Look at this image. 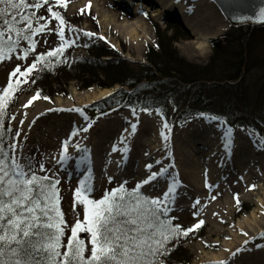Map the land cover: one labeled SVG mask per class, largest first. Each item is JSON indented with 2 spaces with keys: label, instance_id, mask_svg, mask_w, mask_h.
Masks as SVG:
<instances>
[{
  "label": "rangeland",
  "instance_id": "obj_1",
  "mask_svg": "<svg viewBox=\"0 0 264 264\" xmlns=\"http://www.w3.org/2000/svg\"><path fill=\"white\" fill-rule=\"evenodd\" d=\"M136 1L20 0L16 3L24 7L27 16L23 21L15 20L10 27L3 26L12 43L0 39V102L12 86L16 91L23 88V93L12 107L9 124L17 135L16 142L10 144L15 171L18 174L30 172L53 180L60 211L55 226L60 248L66 249L72 238L81 236L87 239L88 250L94 249L89 229L93 211L99 203L108 202L119 189H124L123 192L137 191L138 195L153 201L155 208L167 214L178 228L177 239H174L175 236L167 238L169 243L164 244L169 245L168 249L162 253L157 264H201L205 260H216V264H264V141L259 136L246 127L231 128L234 136L227 156L220 149L215 153L206 150L194 152L191 146H186L185 150L190 155L188 161L196 166V180L192 183L178 157V136L183 130L191 131L209 125V117L213 116L194 115L186 123L172 126L171 120L167 118L166 122L153 110L117 109L102 117L91 115L87 106L105 97H94L95 94L110 90L106 94L109 95L121 86L101 88L93 83L85 87L84 81H67L63 74L51 76L50 71L44 92L51 96L50 100L40 98L42 87L33 82L37 61L51 56L91 58L96 51H88L89 44L110 49L116 59L103 57L106 61L123 59L137 67L146 62L148 47H158L157 28L161 33L168 30L167 36L176 38L172 43L175 50L191 64L204 66L210 62L212 39L222 40L232 51L237 48L234 42L225 39L226 34L231 32L227 19L226 29L210 37L208 45L196 54L189 46V42L196 39L175 17L174 11L155 16L153 12L159 5L152 0H143L149 7H137ZM111 11L127 16L128 23L141 21L143 28L138 31L136 42L131 43L123 30L118 31L119 26L126 22L120 19L110 25ZM129 30L125 32L129 33ZM261 35L264 39V34L257 31L251 34L249 40L254 51L250 55H254V59H250L249 55L248 66L243 69L240 78L232 82L237 88L233 91L246 92L236 94L231 90L223 92L217 89L209 95L206 93L204 96L210 100L207 104L210 109L235 116L242 114L239 109L245 108L253 120L260 112L264 116V91L261 95L258 89L264 90V45ZM98 77L102 78L101 75ZM91 78L95 79V76ZM182 100H187V97L183 96ZM174 106L169 109V118L185 108L176 103ZM177 107L178 111L175 110ZM216 119L223 122L220 118ZM104 123L111 124L109 133L104 132ZM147 123L157 124V130L162 135L158 145H163L164 149L154 153L151 148L156 144L151 138L142 144L136 142L129 145L127 149L135 155L136 166L128 167L123 180L110 173L113 161L121 157L119 152L114 157L102 153L97 170L82 168L75 173L68 172L63 162L52 161L75 149H90L95 138L100 136L116 150L125 142L133 125L143 129ZM214 129L222 133L220 125ZM172 151H177L173 159ZM141 163H145L142 179L133 172V169L139 170ZM159 164L167 168L159 172ZM72 166V163L68 164V167ZM208 175H212L211 181H207ZM143 180L153 183L152 195H147L140 187ZM217 214L223 219L222 223L215 219ZM78 245H82L81 240ZM221 254L223 257L213 259Z\"/></svg>",
  "mask_w": 264,
  "mask_h": 264
},
{
  "label": "trees",
  "instance_id": "obj_2",
  "mask_svg": "<svg viewBox=\"0 0 264 264\" xmlns=\"http://www.w3.org/2000/svg\"><path fill=\"white\" fill-rule=\"evenodd\" d=\"M18 1L0 0V39L6 43L12 42L3 26L10 27L15 20L23 21L27 16L24 7L16 4ZM230 29L225 39L234 42L237 48L232 51L222 40L212 39L213 54L204 66L180 57L172 44L176 38L167 36L168 30L161 33L157 28L159 45L148 47L146 62L138 67L123 59L112 60L116 58L110 49L89 44L88 51H96L91 58L51 56L37 61L33 82L43 88L39 97L45 100L51 97L44 93L49 71L51 76L63 74L67 81H84L85 87L93 83L101 88L120 85L115 92L88 105V113L101 116L117 109L153 110L166 122L167 118L171 120L172 126H180L195 114L205 113L223 118L234 128L246 126L264 141L262 112L253 120L245 108L239 109L242 114L233 116L207 106L210 100L204 94L217 89L236 94L246 92L233 91L237 88L232 82L240 78L247 63L254 59L250 55L254 51L249 40L251 34L256 31L264 34V25ZM108 56L113 58L102 59ZM258 89L262 95L264 90ZM22 90L20 87L16 91L12 86L0 102V264H157L168 249L169 245L164 244L169 243L167 238L177 239L178 228L168 215L137 191L126 193L119 189L111 200L95 207L89 226L94 249L88 250L87 239L81 236L72 238L66 249L60 248L55 228L60 211L54 183L39 176L23 178L14 174L9 144L15 141L16 134L9 124L12 107ZM183 96L187 100L183 101ZM175 103L184 106V111L175 112L169 118V109L176 107Z\"/></svg>",
  "mask_w": 264,
  "mask_h": 264
},
{
  "label": "bare ground",
  "instance_id": "obj_3",
  "mask_svg": "<svg viewBox=\"0 0 264 264\" xmlns=\"http://www.w3.org/2000/svg\"><path fill=\"white\" fill-rule=\"evenodd\" d=\"M86 2L92 1V0H85ZM153 3L159 5L156 7V10L153 12V15L160 16L162 13L163 15L172 14L173 11L178 10L177 15L182 17V25L185 27L187 31L191 33L192 36L196 39L194 42H189V46L192 50H195V53L198 54L202 51L205 45H208V39L210 37L217 36L218 34L222 33L226 27L228 26V21L224 14L219 10V8L216 6L213 0H152ZM98 2V0H94V3ZM137 7H149V5L145 4V1L143 0H137ZM98 4V3H97ZM103 6L106 5L105 2L102 3ZM111 18H109V23L112 26L113 22L119 21L120 19L123 22H126V24H121L119 26L118 31L123 30L124 36H126L128 39L130 38L131 43L136 42L138 40L139 32L143 25L140 20H135L132 23H128L129 18L125 15H119L111 11ZM129 30L128 32H125ZM211 29V31H209ZM198 40V41H197ZM110 90H103L99 91L97 94L94 95V97H103L107 93H109ZM41 116V115H40ZM210 118V124L204 125V127H197L194 130L187 131L183 130L179 133L178 136V157L181 161V164L183 165L184 173L188 177V179L194 183L196 180V166L195 163H189L188 158L189 154L188 151L186 152L185 147L191 146L192 150L194 152H201L202 150H206L209 152H218V149H220L221 152L224 153L225 156L229 154V149L231 146V140L233 139L234 133L232 132V129L228 127L226 124H224L222 121L214 118ZM207 118V120H209ZM150 123H147L144 125V128L141 129L137 125H133V128H130L125 142L122 144L121 147L116 148L114 150L112 147H110L109 142L104 137L101 136L95 138L92 146L90 149H75L68 155L62 157L61 159H53V162H63L65 169L68 172H79L82 170V168L85 170V168H90L92 170H97V165L101 162H99L100 155L103 153L106 154L107 157H114L117 155V153L121 156L119 160H114L113 164L114 166L111 167L110 173L113 176H117L119 180H123V177L126 175V171L128 172V167L136 166L134 165L136 162L135 155L127 149L129 145L134 144L136 142H139L142 144V142H146L148 138H151L153 142L156 144L151 149L154 153L158 152L159 150H163L164 146H159L158 141L162 139V135L160 133V130H157V124L153 123V125H149ZM110 125L111 124H102V128L105 133H109L110 131ZM220 125L222 133H219L216 129H214L215 126ZM101 128V129H102ZM121 129V128H120ZM158 129H160L158 127ZM112 130V129H111ZM249 134V133H248ZM108 142V143H107ZM220 147V148H219ZM237 146V150H238ZM113 151V154L110 155L109 153ZM84 150V151H82ZM177 151L172 154V159L177 156ZM165 154V152H164ZM206 155V153H205ZM208 155V154H207ZM165 158V157H162ZM149 162L148 160H145ZM144 161V162H145ZM163 162V161H162ZM72 163V167H68V164ZM145 163H141L139 166V170L133 169L134 175H136L137 178L142 179L141 174L143 172L142 169H144ZM159 172L162 171L164 167L159 164L158 166ZM151 169V168H149ZM154 174V173H153ZM158 174V173H157ZM151 175V174H150ZM212 180V175H208L207 181ZM149 182V183H148ZM140 187L147 195H152L154 185L150 181L143 180V183L141 182ZM215 219H217L218 222L222 223L223 219L219 214L215 215ZM219 233H222L218 230ZM223 257L222 254L218 256H214L213 259H218ZM215 261V262H212ZM216 260H205L202 261L201 264H216Z\"/></svg>",
  "mask_w": 264,
  "mask_h": 264
},
{
  "label": "water",
  "instance_id": "obj_4",
  "mask_svg": "<svg viewBox=\"0 0 264 264\" xmlns=\"http://www.w3.org/2000/svg\"><path fill=\"white\" fill-rule=\"evenodd\" d=\"M231 26L264 25V0H214Z\"/></svg>",
  "mask_w": 264,
  "mask_h": 264
}]
</instances>
